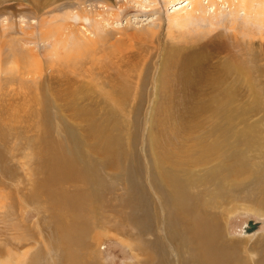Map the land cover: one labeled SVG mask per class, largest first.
<instances>
[{
  "label": "rangeland",
  "instance_id": "1",
  "mask_svg": "<svg viewBox=\"0 0 264 264\" xmlns=\"http://www.w3.org/2000/svg\"><path fill=\"white\" fill-rule=\"evenodd\" d=\"M177 1L165 6L164 0H105L100 5L96 0H0V264H16L17 259L29 264L34 253L39 264H72L80 257L78 264H164L166 259L181 264L177 258L182 259V249L172 236L176 228L169 231L163 221L169 216L163 207V164L186 158L184 166L196 178L207 180L208 164L194 165L190 158L199 140L208 142L212 133L218 135L228 125V143L230 138L234 146V141L240 143L250 159L245 161L247 178H239L237 186H230L229 198L221 199L218 221L228 239H245L260 247L255 259L264 255V152L253 151L255 155L250 143L253 136L264 141L261 6L254 0L248 13L238 14L222 6L228 15L227 27L221 24L226 19L222 9L219 20L211 19L213 25L200 21L170 26L168 14L180 6L182 0ZM239 38L245 39L246 57L253 60L247 61L253 66L252 88L243 84L242 97L232 101L230 110L236 113L232 126L222 114L213 115L221 102L212 101L215 105L209 100H213L216 79L232 66L231 84L239 71L235 66L245 59L243 49L237 55L233 49L230 55L229 44ZM199 121H204L203 129L194 133L191 125ZM99 127L117 135L121 150L129 151L123 166L115 167L107 160L105 144L95 135ZM239 130H246L242 142L233 136ZM192 141H198L196 147ZM75 142L99 164V175H91L97 185L67 182L41 187L48 176L50 155L68 161ZM176 147L183 155L163 158ZM220 149L217 154L226 151ZM153 159L159 166V187L146 168ZM138 164L142 181L136 188L126 168L134 170ZM211 183H206L209 189L214 186ZM204 188L202 182L193 191ZM48 189L66 196L84 193L95 210L77 214L80 208L76 216L68 214L50 203ZM138 189L153 210L149 231L142 220L135 219L144 213L137 210L144 207L133 198ZM88 216L91 227L80 234L73 232V227H80L79 220ZM249 220L258 226L252 234L243 235ZM6 257L13 259L4 263Z\"/></svg>",
  "mask_w": 264,
  "mask_h": 264
},
{
  "label": "bare ground",
  "instance_id": "2",
  "mask_svg": "<svg viewBox=\"0 0 264 264\" xmlns=\"http://www.w3.org/2000/svg\"><path fill=\"white\" fill-rule=\"evenodd\" d=\"M175 1H177V0H164V2L166 4L165 6H169L170 3L175 2ZM204 1H206V2H204ZM96 2H98L99 5L102 4V2L106 3L105 0H96ZM178 2L179 1L175 2L174 5H177ZM183 2H184V4H181ZM253 2H254V0H236V2H235V0H182L179 3L180 6L177 8V10H174L172 14H168V22H169L170 26H172V25H174V26L175 25L185 26L186 23L193 25V24H197L200 21L201 22H209L211 25H213L214 23L211 19L215 18V17H216V19H218L219 18L218 17V10L222 9L221 13L226 19H223L225 21L221 22V24L227 27L228 25L226 24V21H227L228 15L226 14L227 11L222 6L227 5V7L230 9V11L232 9V11L237 13V14L241 10H243L245 12L247 11V13H248V10L252 6ZM258 4L261 6V9L259 10V12H261V14L263 16V18L261 20L264 21V0H258ZM103 5H105V4H103ZM106 5L109 6L112 4H106ZM209 7H215L214 12L212 11L213 13H211V11L208 12ZM231 12H230V14H231ZM79 13L81 15H87L88 14V12H83V11H81ZM85 19L89 20L92 18L85 17ZM100 23L101 22L98 21L99 25H100ZM158 26H161V25H158ZM96 33H97V31H96ZM234 36H236V35H234ZM99 37L97 36V39ZM234 40H235V38H234ZM244 40H242V38L241 39L239 38L238 41L233 42V44H229L230 45V47H229L230 55H232L233 49H234L235 54H236V51L237 52L242 51L241 49L244 50V54H245V59H243V61L241 63H239V64H237V66H235V67H237V69L239 71L234 76V80H232L233 82L231 84L228 83V82H230L229 78L231 76L230 72L232 69V66H231V68H230V66H228V68H226V70H228L229 73L222 74V76H223L222 78L216 79L217 82L215 83V87H217V88L215 90H212V93H211L212 95L210 96V98H212L213 100H209L211 103H215L212 101H216L217 104L219 101L221 102L218 105H216V103H215L216 107H214V109L212 110L213 115H215L214 113H216V115L222 114L223 116H225L224 118L226 119V120L225 119H223V120H225L227 122L230 121L232 126L234 125V123H233V120L231 118L234 116V114H236L234 112V110H230L231 106H232V101L234 102V100H236V99L238 100V98L242 97L239 92L243 88V86H244L243 84H246V86H249L251 84L250 83L251 82L250 76L252 77V69L251 68H253V66L252 65L249 66L250 63L247 61L253 62V60L248 59L246 57L248 52L246 51V46H245V48L243 47ZM245 43H246V41H245ZM236 44L240 45L241 47H238ZM226 45H228V44H226ZM253 87H254V89H256L255 83H253ZM212 88H213V86H212ZM251 88H252V84H251ZM235 89H237L238 92H236L237 90H235ZM237 100H236V102H237ZM212 105H214V104H212ZM211 107H213V106H211ZM234 108H235V110L238 109L237 106L236 107L233 106V109ZM203 122L204 121H199V122H195L191 125V127L195 130L194 131L192 129L194 131V133H196V131L200 128L203 129L202 128ZM221 123H222V121H221ZM228 126L227 127L223 126L224 128L220 131V133L218 135H216L215 133L214 134L209 133L212 135V137H211V140L208 139L209 140L208 142L198 139L200 142L199 143L200 146L196 150V154L191 156L192 158H190V161L194 165H198L201 163L202 164H208L206 166V167H208L206 170H207V173L209 174L207 180H204V179L200 180L199 178H196L193 175L194 173H191L192 169L186 168L184 166V164L186 163V160H184V159H186V158H184L182 160L181 159L173 160V162H171L170 164H163L165 171H166L165 172L166 174L164 175L165 176V180H164L165 183H163V203H164L163 207L165 209L169 210V216L164 218L163 221H164V224L166 225V229H168L169 231H172L173 227L176 228L175 229L176 233H174L172 236H173V240L177 241L179 248L182 249V254H181L182 259L177 258V261L181 262V264H264V255H261L258 259L254 258L255 254L256 255H257V253L261 254V251H260L261 249H259L260 247L259 248L253 247L254 244L253 243L250 244V241L245 240V239L244 240H239V239L233 240V238L228 239V237L223 232L221 225L218 221L220 219H219V213H218L217 208L218 207L221 208L220 206H222L221 199L225 200V198L226 199L229 198V192L230 191H228V190H229L230 186L233 185V183L235 185H236V183L237 184L240 183V181L238 180L239 178H242V177L247 178L246 177L247 176L246 175V173H247L246 168L247 167L245 166V161H246V159H250V154L248 153L249 151H247V153H245L243 151V149L240 147V143L237 144L234 141L235 146L231 143L233 138H230V143L234 147L232 148L229 146L230 143H228V140H229V136H228V129L229 128H228ZM245 132H246V130H239V131H235L234 133L232 131L234 138L240 140L241 142L243 140L242 136ZM191 133H193V132H190V135H192ZM223 134H226V135H224V137L220 136ZM95 135H96L97 139L102 140L101 143L105 144V146L102 147V150H103V152L104 151L106 152V155H108V158L110 157L107 160L111 161L115 167L123 166L122 160H126L127 158H129L128 155L125 154V153H128L129 151L127 152V150H125V151L121 150V148L119 147L120 138L117 135L109 134L108 131H106L105 129H103L101 127H99L98 129L95 130ZM173 135H175V134H173ZM217 136H220L222 138H217L216 140H214V137H217ZM175 137H176V135H175ZM256 139H257V137L253 136L252 139L250 140V143L252 144L251 151L252 152L258 151V152H260L259 154L262 155V152H264V141L256 140ZM192 142H194V141H192ZM195 142H198V141H195ZM195 142H194V144H195ZM78 143L75 142L74 146H72L69 149L70 150L69 151V158H68V161H66V162H60L59 160L56 159V157L54 155H50L49 160L47 161L48 176H47L44 184L41 185V187L48 188V187H51L52 185H55V184H61V183L66 184L67 182L76 183V184L82 183L83 185H90V187H91V185H92L91 183H95V180H94V178L91 177V175L95 176V174H98V172H100L99 171V164H97L96 160H93V159L91 160L88 157V155H86V153H84L82 151V149L78 145ZM184 143H186V142H184ZM100 146H103V144H101ZM195 147H196V144H195ZM221 147H223L222 150L226 149V151L224 153H221L222 155L217 154V153H219V149ZM226 147H230V148H226ZM99 148H101V147H99ZM187 149L188 148H186L185 150H187ZM222 150L220 149V152H223ZM227 150H228V152H227ZM166 152H167V154L163 155L164 159H168L169 157L173 158V157L177 156L178 154L183 155L182 153H179V147H176L175 150L173 149L171 151H166ZM191 152H194V151H191ZM230 152H231V155H228ZM188 153H190V152L188 151ZM253 153H255V152H253ZM185 154H187V153H185ZM259 154H258V157H260ZM255 155H257V153H255ZM122 157H124V158H122ZM163 158H162V160H164ZM128 161H130V160H128ZM215 161H217V162L214 165H212L213 162H215ZM152 164L154 167L150 168V165H152ZM148 165L149 166L146 168L150 172L151 181H152V183L155 184V186L159 187L161 185V181H160V179H158V178H160L158 176V172H157V170L159 169V166L157 165L156 159H153V161H150ZM140 166H141V164H138L137 167L134 168V170H131V169L124 167V168H126V171L128 172L130 179H131V181H133L135 186H137V184L142 181L141 176L139 174ZM150 169H152V170H150ZM181 174L186 176L185 179H182ZM155 176H158V177L156 178ZM99 180L101 181L100 178H99ZM207 181L212 182L211 184L214 185L211 189H209V186H208L210 184H208V185L206 184ZM202 182L204 183L205 188L203 189L202 192L195 194V192L193 191V188L200 185ZM232 187H231V189H232ZM136 188H138V186ZM140 188H142V187H140ZM53 189H48V194L50 196V199H52V201L50 200L51 201L50 203L54 204V205H60L61 207H63L68 212V214L70 212L72 215L76 216V211H78V209H80V208H81V210H79L77 212V214L81 213L83 210H88V213L91 214V209L95 210L94 208H90V205L87 203L86 194L75 193L76 196L75 195H67L66 196L63 192H56V190L54 191ZM234 191L235 190H233V192ZM138 192H139V189H138ZM138 192L136 190H134L133 198L136 201V203L141 204L144 207V208L136 207L137 210L141 209L142 211H144V213L142 214V216H139V217L136 216V214H135V216H136L135 219L137 221L142 220L143 221V227H145V230L149 231V229H148V227H150L148 224L149 223V215H150L151 211H153V210L150 209L148 203L144 199L145 193L143 192L144 193L143 194L142 192H139V193ZM231 192H232V190H231ZM88 193H91V192H88ZM130 194H128V195H130ZM91 200H92V202L95 201L92 198H91ZM78 201H80L81 204L77 206L75 204ZM134 211H136V210H134ZM92 217H93V215H92ZM89 218H90V216H88L86 218V220H85V217L82 218V220H79L80 221V227H73L74 230H72L73 229L72 227H66V228L68 229V231L72 230L73 232H77L78 234H80L83 231L85 232L89 229V227H91V226H89L90 225ZM167 225L169 227H167ZM246 226H247V223L245 224L244 228ZM255 230L256 229H254L253 231H255ZM253 231L246 232L244 230L243 235L252 234ZM168 236H169V234H168ZM169 237L171 238V236H169ZM259 238H261V237H259ZM261 239H263V238H261ZM65 241H67V240H65ZM75 243H77V242H75ZM64 244H66V243H64ZM242 247H244L245 253H242V249H243ZM72 248H74V247H72ZM246 248H247V251H246ZM64 249H65V247H64ZM262 250H263V248H262ZM88 253H89V251H88ZM177 255H178V257L180 256L178 251H177ZM67 257H70V254ZM82 257H85V256L83 255ZM12 259L13 258H11V257H6L3 259L4 261L3 260L2 261L4 263H6L5 261L11 262ZM28 259H29V257H28ZM66 259H68V258H66ZM166 260L167 261H165V262L163 261L164 264H170L169 260L168 259H166ZM25 261H27V260L26 259H17L15 262H16V264H21ZM67 261H65V262H67ZM80 262H81V257L76 259L75 261L72 260V264H78ZM12 264H15V263H13V261H12ZM29 264H39V255H36L34 253V256H32L30 261H29Z\"/></svg>",
  "mask_w": 264,
  "mask_h": 264
},
{
  "label": "water",
  "instance_id": "3",
  "mask_svg": "<svg viewBox=\"0 0 264 264\" xmlns=\"http://www.w3.org/2000/svg\"><path fill=\"white\" fill-rule=\"evenodd\" d=\"M257 226H258V223L257 222H254L252 220H249L248 223H247V226L244 228V230L246 232H251L254 229H256Z\"/></svg>",
  "mask_w": 264,
  "mask_h": 264
}]
</instances>
